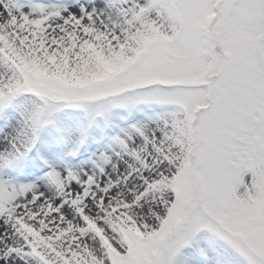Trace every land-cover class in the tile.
I'll list each match as a JSON object with an SVG mask.
<instances>
[{"label": "snow or ice", "instance_id": "1", "mask_svg": "<svg viewBox=\"0 0 264 264\" xmlns=\"http://www.w3.org/2000/svg\"><path fill=\"white\" fill-rule=\"evenodd\" d=\"M0 264H264V0H0Z\"/></svg>", "mask_w": 264, "mask_h": 264}]
</instances>
